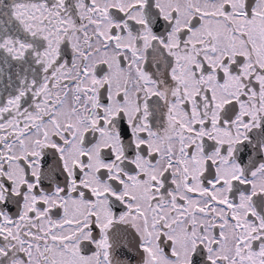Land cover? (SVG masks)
<instances>
[{
    "label": "snow or ice",
    "instance_id": "obj_1",
    "mask_svg": "<svg viewBox=\"0 0 264 264\" xmlns=\"http://www.w3.org/2000/svg\"><path fill=\"white\" fill-rule=\"evenodd\" d=\"M0 264H264V0H0Z\"/></svg>",
    "mask_w": 264,
    "mask_h": 264
}]
</instances>
